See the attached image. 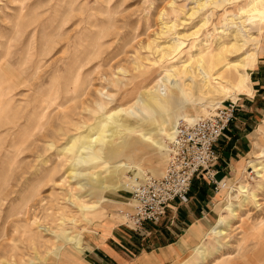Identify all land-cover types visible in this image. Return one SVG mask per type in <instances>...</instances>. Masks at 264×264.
<instances>
[{
    "label": "rangeland",
    "instance_id": "obj_1",
    "mask_svg": "<svg viewBox=\"0 0 264 264\" xmlns=\"http://www.w3.org/2000/svg\"><path fill=\"white\" fill-rule=\"evenodd\" d=\"M262 4L0 0V264H107L103 244L132 247L138 236L124 218L131 188L112 186V166L94 155L97 142L92 151L75 144L98 134L123 141L124 132L111 128V118L129 121L139 97H168L171 86L188 94L192 78L202 80L200 62L209 75L208 101L184 102L183 118L232 104L228 133L245 97L258 102L260 114L247 126L241 169L226 179L225 189L211 186L217 200L210 199L217 211L211 229L172 264H264ZM231 75H247V89L229 90ZM165 113L151 117V128ZM134 138L137 166L146 170L145 177L160 176L168 142L158 150ZM256 153L262 157L254 159ZM248 161L256 172L246 168ZM120 176L124 183L135 180L132 186L143 180L134 170ZM221 219L225 233L214 238L211 231ZM200 247L204 260L196 254ZM131 252L136 255L134 246Z\"/></svg>",
    "mask_w": 264,
    "mask_h": 264
},
{
    "label": "crops",
    "instance_id": "obj_2",
    "mask_svg": "<svg viewBox=\"0 0 264 264\" xmlns=\"http://www.w3.org/2000/svg\"><path fill=\"white\" fill-rule=\"evenodd\" d=\"M254 100L253 97L240 99L241 109L237 110L234 125L228 133H225V136L218 140L216 145L218 160L215 179L218 182H225L226 187L228 186L226 179H230V175L235 176L241 169L248 148L247 128L255 123L257 114H260L258 102ZM135 150L139 151V148ZM133 157L134 155L131 156L134 165L132 170L136 176L141 175L140 178L144 179L147 172L137 166ZM134 181L128 180L124 183L120 180L119 184L122 187L132 188ZM211 186L212 184L205 177H195L191 187L190 201L186 204L177 201L170 203L164 217L157 225L147 223L141 234L135 233L139 238L133 237L132 247L128 246L130 250L127 247L123 250L115 244H103L100 249L105 255L107 264H172L184 258L190 248L196 246L194 244L202 236L205 237L204 235L213 225L207 228L217 213L216 206L211 207L210 199L217 202L216 197L212 198ZM128 243L131 244L130 241ZM117 244L121 243L117 242ZM133 246L137 251V256L131 252Z\"/></svg>",
    "mask_w": 264,
    "mask_h": 264
},
{
    "label": "built area",
    "instance_id": "obj_3",
    "mask_svg": "<svg viewBox=\"0 0 264 264\" xmlns=\"http://www.w3.org/2000/svg\"><path fill=\"white\" fill-rule=\"evenodd\" d=\"M235 107L228 104L189 123L181 120L168 142V159L160 177H145L131 190L125 223L141 234L144 225H157L170 203L186 204L195 177L203 176L219 189L216 181L218 140L234 120Z\"/></svg>",
    "mask_w": 264,
    "mask_h": 264
},
{
    "label": "bare ground",
    "instance_id": "obj_4",
    "mask_svg": "<svg viewBox=\"0 0 264 264\" xmlns=\"http://www.w3.org/2000/svg\"><path fill=\"white\" fill-rule=\"evenodd\" d=\"M262 2H264V0H252L253 5L251 6H254V8L256 5H258L257 8L259 6L263 7ZM243 12L245 13L247 11L243 10ZM220 55L221 54H219V56ZM202 63L203 62H200L197 68L203 71V73H201L203 74V76L201 77L203 81L201 80V82H198L197 77L192 78L191 81L192 83H191V87L189 88L188 94L182 91L179 85L171 86L172 88H167V90L169 91L168 97L162 98L157 94L152 99L150 98L145 101L143 100V98L139 97L136 100L137 101L136 107L133 110H131V113L128 115L129 121H118V119L112 117L111 119L112 122L114 123V126L111 128L113 129L120 128L121 131L124 132L125 135L122 137L124 138L123 141H120L121 136L118 137V139L111 138L106 141L103 139L101 134H98L95 138L88 139L87 142L80 141L75 144L77 149L83 148L84 150H90V151H92L94 147L91 145L92 142L93 143L97 142L99 144L100 149L97 150L96 154L94 153V155L97 158H100L103 164L105 165L110 164V166H112L110 168V172L111 174H115L114 182H112L113 187L115 188L119 187L120 185L119 181L121 180L120 174L124 175V172L131 171L134 168V165L132 164L133 160L131 158V156L133 155L132 153L135 151L131 147V142L133 141L132 139H135L134 137H137L138 140H140L141 142L153 144L159 150H164L165 146L163 145H165L166 142L170 141V139L172 138L175 132L176 127L178 126L181 120L192 123L196 121L198 118H200V117L193 119L183 118L184 115H181L179 108L181 107L183 108L184 102L188 100H190V102L192 101L200 102L202 100L201 98H203L204 100L206 99L205 98V96L207 95L206 93L210 94V89L208 88V85H204V83L207 84L209 82V75L208 72L203 68ZM247 80H248L247 75H241V76L231 75L229 77L231 89L229 90H231L233 93H238V91L240 90L243 91L247 89ZM206 101H208V99H206L205 102ZM163 110H165L166 113L164 114L162 121L159 123V125H157V127L151 128V125L149 123L151 117L154 115L159 117V115L157 114H159ZM175 113L177 114L178 119L181 117L182 119H180L179 121L175 120L174 117ZM141 119H143L146 122L143 123L142 121H140ZM138 120L140 121V123ZM115 142H119V143L116 144ZM107 148H109L110 150L106 155L104 151H106ZM98 153L99 155H97ZM254 155H255L254 159H259L260 157H262L260 153H256ZM121 157L123 158L120 160ZM87 161L91 162L92 159H89ZM253 163L254 161H248L246 168L252 171L255 170ZM103 187L106 188V186L104 185ZM133 187L134 186H132V188ZM225 188H226L225 182H220L219 190ZM230 208H231V203L229 206L226 207V210L230 212L231 211ZM224 223H225L224 220L221 219L218 222L216 228L212 229L211 234L213 235L214 238H218L224 235L225 232L222 229ZM196 254L198 257H200L201 260H204L205 251L202 247L196 249Z\"/></svg>",
    "mask_w": 264,
    "mask_h": 264
}]
</instances>
